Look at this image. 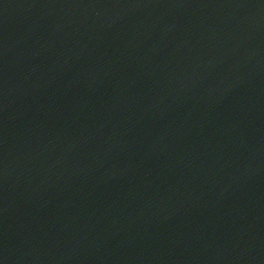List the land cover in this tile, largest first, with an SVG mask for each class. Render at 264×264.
Here are the masks:
<instances>
[{
	"label": "water",
	"instance_id": "obj_1",
	"mask_svg": "<svg viewBox=\"0 0 264 264\" xmlns=\"http://www.w3.org/2000/svg\"><path fill=\"white\" fill-rule=\"evenodd\" d=\"M0 264H264V0H0Z\"/></svg>",
	"mask_w": 264,
	"mask_h": 264
}]
</instances>
